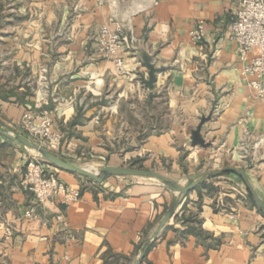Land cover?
Returning a JSON list of instances; mask_svg holds the SVG:
<instances>
[{
	"label": "crops",
	"instance_id": "0c3cea01",
	"mask_svg": "<svg viewBox=\"0 0 264 264\" xmlns=\"http://www.w3.org/2000/svg\"><path fill=\"white\" fill-rule=\"evenodd\" d=\"M239 2L0 0V128L26 138L21 117L46 111L51 100L52 128L62 135L53 154L70 164L93 172L118 166L117 150L178 164L182 149L188 161L217 149L264 205V97L248 89L226 32ZM199 24L206 36L194 44L189 34ZM102 25L134 38L124 68L95 53ZM143 51L162 68L151 90L142 82ZM207 117L201 134L210 146L198 150L191 132ZM32 155L0 133V264H134L146 244L140 264H264V212L236 173L220 177L236 186L221 207L201 191L169 195L124 176L98 183L56 168L78 198L42 206L22 184ZM31 209L35 218L25 216ZM59 214L66 226L55 222Z\"/></svg>",
	"mask_w": 264,
	"mask_h": 264
},
{
	"label": "built area",
	"instance_id": "2783aa9c",
	"mask_svg": "<svg viewBox=\"0 0 264 264\" xmlns=\"http://www.w3.org/2000/svg\"><path fill=\"white\" fill-rule=\"evenodd\" d=\"M121 1L134 0H113V3ZM226 32L228 39L237 45L238 68L248 89L256 99H262L264 97V0H240ZM189 35L194 44L202 42L206 36L203 24L196 26ZM135 43L134 38L123 36L122 27L117 26L112 30L108 25H102L95 38V53L113 62L118 69L124 68L121 55L127 50L135 49ZM44 98L45 94L42 100ZM19 124L26 134V139L52 153L58 151L62 135L53 130V118L48 111L26 112ZM262 141V137L258 138L257 144ZM35 155L26 164L22 184L33 194L36 203L44 206L59 198L62 204L68 206L76 201L78 195L57 177V169ZM25 216L35 218L33 209L26 212ZM55 222L66 226L64 217L60 214L55 217Z\"/></svg>",
	"mask_w": 264,
	"mask_h": 264
},
{
	"label": "water",
	"instance_id": "95a60500",
	"mask_svg": "<svg viewBox=\"0 0 264 264\" xmlns=\"http://www.w3.org/2000/svg\"><path fill=\"white\" fill-rule=\"evenodd\" d=\"M141 60L144 66L148 70L147 78L142 79L143 84L148 88V89H153L154 84L156 82V74L162 70V68H156L152 64V56H150L147 52L143 51L141 53ZM52 102L51 100L48 102V106H46V111H49L52 109ZM210 120V117L207 118H202L199 126L191 132V146L196 147L199 146L201 148H207L210 146L209 143L205 142L202 134H201V127L202 125ZM0 133L3 134L5 137L8 139L12 140L13 142L23 145L26 148L33 150L36 155L41 157L44 161L47 163L51 164L57 169L64 170L69 173L77 174L82 177H86L89 179H92L98 183H102L105 181L107 178L112 177V176H146V177H152L157 180H159L162 184H164L169 190L183 195L187 196V194L194 190L197 186L202 185L204 182L214 178L218 177L220 175L226 174V173H236L238 174L242 180L247 184L249 190L252 192L254 196V202L264 212V205L258 200V198L255 196L253 193L252 189L247 183V179L245 176V173L242 169L235 168V167H225L216 171H212L208 173L205 176H202L201 178L197 179L196 181L192 182L189 186H180L177 182L174 180L167 178L166 176L149 171V170H143V169H135V168H127V167H122V166H106L100 169L99 172H93L87 168L83 167H78L74 164H70L57 155L53 154L49 150L45 149L44 147H41L39 145H36L29 141L28 139L20 136V135H13L11 133H8L0 128ZM177 204L172 206L163 216L161 221L159 222L158 226L156 227L155 231L153 234L150 236L148 243L152 242L155 240L158 235L161 233V231L164 229L166 226L168 220L173 216L174 211L176 210ZM263 229V238H264V227ZM148 245L146 244L144 246L143 251L140 253L138 256L137 260L134 262V264H140L144 258L145 252L148 249Z\"/></svg>",
	"mask_w": 264,
	"mask_h": 264
},
{
	"label": "rangeland",
	"instance_id": "374dc122",
	"mask_svg": "<svg viewBox=\"0 0 264 264\" xmlns=\"http://www.w3.org/2000/svg\"><path fill=\"white\" fill-rule=\"evenodd\" d=\"M167 119L168 118H166V120ZM249 142L250 140H246L244 142V145L242 146V149H243L242 154L244 155V158L242 160H245V157L248 155V153L246 152L247 150L246 145L249 144ZM257 142L258 140L254 141L253 146H255ZM197 148L198 150H200L199 148L201 147L197 146ZM117 151L121 152L120 154H122V156L118 158L119 159L118 166L157 172V173H160L166 176L167 178L174 180L180 186H184V187L189 186L192 182L196 181L202 176L207 175L208 173L212 171H216V170H219L225 167L233 166L230 160L226 159L225 156H221L220 152L217 151V149H212V148L209 150L205 149L204 151H202L201 155L199 154L194 155L189 161L186 158L188 156V151H185L182 149L181 150L182 158L178 164L177 163L172 164V160L167 159V158L158 160L156 157H152L151 154L144 153V152H138V153L134 152L133 155H128L127 158L125 159V155H126L125 151H121V150H117ZM38 158L42 159L41 157H38ZM76 165L83 166V167H89V164H76ZM97 172H99V170H97ZM222 176L223 175H220L218 177H214L204 182L202 185L197 186L194 190L190 191L188 194H191L193 196L196 192L198 193L201 191V193H203L207 197L216 196V199L213 200V202L216 201L217 204L220 206L221 205L224 206L228 203L230 204V201L227 200L226 196H224L223 194L226 192V190H229L228 187H232L234 185L233 188H236V186L233 183L234 181L231 182V181H228L227 179L220 178ZM124 178H126L127 180H130V182H132L133 184H141L149 188L151 187L162 188V190L166 194H169V195L183 196V195L177 194L169 190L159 180L152 178V177L124 176ZM191 206L192 208H194L193 205ZM167 210L168 208L166 207V211Z\"/></svg>",
	"mask_w": 264,
	"mask_h": 264
},
{
	"label": "trees",
	"instance_id": "16d2710c",
	"mask_svg": "<svg viewBox=\"0 0 264 264\" xmlns=\"http://www.w3.org/2000/svg\"><path fill=\"white\" fill-rule=\"evenodd\" d=\"M226 174H228V173H226ZM147 251H148V249H147ZM147 251L145 252V254L147 253ZM145 256V255H144Z\"/></svg>",
	"mask_w": 264,
	"mask_h": 264
},
{
	"label": "bare ground",
	"instance_id": "6f19581e",
	"mask_svg": "<svg viewBox=\"0 0 264 264\" xmlns=\"http://www.w3.org/2000/svg\"><path fill=\"white\" fill-rule=\"evenodd\" d=\"M31 151L35 154V152L33 150H31Z\"/></svg>",
	"mask_w": 264,
	"mask_h": 264
}]
</instances>
